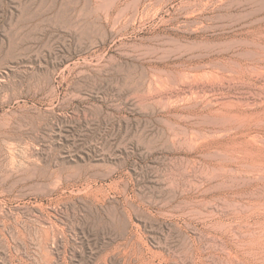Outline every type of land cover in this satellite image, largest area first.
<instances>
[{
    "label": "rangeland",
    "instance_id": "obj_1",
    "mask_svg": "<svg viewBox=\"0 0 264 264\" xmlns=\"http://www.w3.org/2000/svg\"><path fill=\"white\" fill-rule=\"evenodd\" d=\"M185 2L0 0V264H264V15Z\"/></svg>",
    "mask_w": 264,
    "mask_h": 264
},
{
    "label": "bare ground",
    "instance_id": "obj_2",
    "mask_svg": "<svg viewBox=\"0 0 264 264\" xmlns=\"http://www.w3.org/2000/svg\"><path fill=\"white\" fill-rule=\"evenodd\" d=\"M143 1L136 0V8L148 4L155 8V13L157 14L167 2L170 3L177 0H145L144 3ZM185 1L186 9L182 14V26L184 28H193L195 31L211 28L215 22L231 25L264 15V0ZM174 20L180 23L179 19ZM176 26L179 29L178 25ZM253 30L260 32L261 27H254ZM4 82V79H0V115L5 118L0 122V149L2 148L4 154L13 159L17 148L23 143L19 132L24 128H21L20 124L9 122L8 117L15 113L13 112L14 108H22L20 106L21 97L18 93L7 89Z\"/></svg>",
    "mask_w": 264,
    "mask_h": 264
}]
</instances>
